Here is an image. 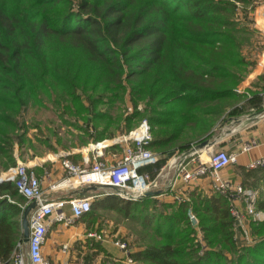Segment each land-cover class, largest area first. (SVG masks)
<instances>
[{"label": "trees", "instance_id": "trees-1", "mask_svg": "<svg viewBox=\"0 0 264 264\" xmlns=\"http://www.w3.org/2000/svg\"><path fill=\"white\" fill-rule=\"evenodd\" d=\"M258 1L0 0V173L17 164L15 151L20 159L27 149L34 150L30 157L38 154L26 136L29 108L50 104L87 135L64 148L110 138L146 119L151 136L145 147L163 160L210 140L214 128L241 115L246 104L261 109L264 85L249 90L247 99L236 91L255 62L249 50L257 47V31L244 17ZM127 104L130 113L113 116L114 107L125 111ZM241 186L257 191L253 208L264 212V165L246 167ZM100 194L84 215L110 210L133 219L141 232L130 255L141 264H264V219L249 217L255 240L238 244L226 194L193 190L179 202L132 200L101 189L75 195ZM25 202L14 182L0 183L3 264L21 243Z\"/></svg>", "mask_w": 264, "mask_h": 264}, {"label": "built area", "instance_id": "built-area-1", "mask_svg": "<svg viewBox=\"0 0 264 264\" xmlns=\"http://www.w3.org/2000/svg\"><path fill=\"white\" fill-rule=\"evenodd\" d=\"M260 27L264 35V0L261 3ZM261 105L264 108V90L260 93ZM150 125L146 119L141 120L135 130L121 134L109 140L103 139L104 143L118 144L121 146V153L112 162L100 160L93 157V161L88 167L81 166L69 159L65 155L59 160L60 167L66 173L63 179L66 183L86 185L90 183L108 184L120 190L121 197L135 200L143 193L154 190L157 181L149 176L147 172L139 171L143 167L156 164L161 155L145 147L150 139ZM97 145L101 142H96ZM250 144L246 146L249 148ZM197 150L189 155V160L178 162V175L182 180L181 188L187 187L193 180L207 177L212 191L226 194L230 200V211L235 223L240 224L244 214H252L254 220L264 219V213L254 211L255 191L245 189L241 184L224 177L221 171L236 161L237 154L224 149L209 151L206 160H201V154ZM188 158V156L184 157ZM264 165V155L251 159L247 168H255ZM72 180V182H71ZM2 181L14 182L17 191L26 197V202L21 206L22 210L32 200L36 201L35 206L29 211L28 225L29 235L26 242V256L24 259L20 251H16L10 264H54L42 254V246L46 239V234L50 222L56 221L66 225H71L77 218L82 217L90 210L91 200L89 197L75 196L71 198H59L55 200H44V194L40 179L34 169L21 162L15 166L7 168L0 173V183ZM124 191V193L122 192ZM182 200V199H181ZM237 202H244L246 211H240ZM187 217L193 228L196 230V240L200 241L202 233L198 228V218L192 208L187 209ZM87 237L96 241H103L105 235L100 232L90 231ZM112 243L123 251V257L107 261L106 264H136L129 253L126 242L115 237ZM22 243H18V248ZM67 245H62V250H66ZM18 250V249H17ZM113 262V263H112ZM0 264H3L0 262ZM65 264V263H64ZM79 264H87L80 262Z\"/></svg>", "mask_w": 264, "mask_h": 264}, {"label": "crops", "instance_id": "crops-1", "mask_svg": "<svg viewBox=\"0 0 264 264\" xmlns=\"http://www.w3.org/2000/svg\"><path fill=\"white\" fill-rule=\"evenodd\" d=\"M254 58L255 62L253 66L236 87L238 93L247 95L245 99L250 97L249 89L254 90V92L260 91V87L264 84V41L261 43L260 51ZM258 107L261 109L256 110V107L248 106L246 114L231 118L225 124L215 129L216 132L210 142L212 144L215 141L212 147L217 146L220 149L237 154L236 161L227 168H224L221 174L239 184L242 183L243 170L246 169V164L251 159L264 155V108L261 103ZM226 125H229V127ZM96 142H101V144L97 145ZM96 142H92V144L83 149H77L76 152H71L76 153L74 155L77 159L76 163L88 167L93 161L94 156L106 162L112 160L108 147L113 144L104 143L103 140ZM249 144V148H246ZM120 153L118 154L120 155ZM118 154L116 155L117 157L119 156ZM31 162L33 164L29 165ZM26 165L34 170V167L37 169L38 167L42 168L43 171L39 175V179L44 200L50 201L72 195L75 197L77 196L75 195V190L84 186L77 185L75 184L76 182L66 183L63 181L66 173L60 167L59 161L51 164L53 168L50 171L49 168H44L42 162L37 160L29 161ZM150 168L155 169V173L151 174ZM142 169V171L147 172L151 178L157 181V187L153 191H157L158 193L150 196L152 198L166 202H179L189 199V191L194 190L201 194L212 193L210 184L207 183L208 178L206 177L195 179L187 187L181 188L182 180L177 173L178 162L174 163L173 158L169 159V157H166L157 169L152 165L143 167ZM248 189L251 190L250 188ZM107 190L110 189L101 188V191ZM252 191L255 190L252 189ZM255 192L257 194V191ZM100 196L102 195L87 197L93 201L100 198ZM101 216L102 214L89 218L86 214L77 218L71 225L56 221L50 222L46 239L42 246L43 256L47 259L49 258L54 264H79L80 261H88L90 264H106L107 261L122 258L123 251L112 243V239L117 237V230H114V228L109 230L106 235L104 234L106 238L103 241H96L86 236L90 231L100 232L104 223V219ZM251 216L252 214L245 213L244 218L240 222V228L245 234L249 230L248 224L249 217ZM23 244L24 246L26 245V243H22L21 245ZM65 244L67 245V249L64 251L60 250L59 248H62V245ZM133 250L130 249L129 253L131 254ZM135 262L137 264V261Z\"/></svg>", "mask_w": 264, "mask_h": 264}, {"label": "rangeland", "instance_id": "rangeland-1", "mask_svg": "<svg viewBox=\"0 0 264 264\" xmlns=\"http://www.w3.org/2000/svg\"><path fill=\"white\" fill-rule=\"evenodd\" d=\"M262 1L263 0L258 1L254 7L249 5V7H251V8H246V16L244 17L245 21H246V26H248L250 29H254L257 31V34L255 35V38L257 40V43H256L257 47L253 48V49L251 48V50H249V53L252 52V54H254L253 55L254 57L260 51V49H261L260 44L264 41V35L262 34L261 27H260V13H261ZM248 49H250V48H248ZM262 85H264V84H262ZM251 91H254V90H251ZM255 102L256 101H254L253 103H255ZM246 105L243 109L245 111H243V113L241 115L247 113L246 109H248V108ZM127 106H128L127 110H125V111H124V107L123 108L122 107H120V108L114 107L112 109L113 116H116L117 114H122L123 116H125L126 114L130 113L132 108H131L130 104H127ZM26 118H27L28 124L32 126V127H29L26 136L30 140L31 144L35 145V148H36L35 152L38 154H35V155L30 157V154L33 153L34 150L33 149H27V151L25 152V158L20 159L18 157L17 152L15 151L16 163L21 162L23 164H28L29 161L37 160L39 162H42V164H44L43 165L44 168H46V169L49 168V171H50L51 168H53L51 166V164L54 162L56 163V161H59L63 155H65L66 157H68L69 159L73 160L76 163L77 159L74 156L76 153H71V152H76L77 149H83L84 147H88L90 144H92V142H88L85 145L72 146L69 148H64L62 143H65L64 145H68V144H72V142H79V140H78L79 137L84 136L85 138H87V135H84V133L82 132L81 129L77 128L72 122H70L69 120H71V119L68 116L64 115L62 117L58 114V112L54 111L50 104L47 105V107L29 108L27 111V114H26ZM140 122H138L135 126H133L132 128H130L129 130H126V131L125 130H121V131L115 130V134L110 138H106L105 140H109V139L117 137L121 134L127 133L131 130H135L138 127ZM77 124L85 126V124L82 122H78ZM226 126L229 127V125H226ZM218 127H220V126H216L214 129H217ZM41 140H47V141L40 142ZM211 140L212 139L209 140V143L207 145L201 147L200 149H197V154L194 153L195 155L193 157H197V155L199 153V154H201V160H206L207 159L206 155L209 151L220 149L217 146L212 147V145L215 143V141L212 144H210ZM47 142L54 145L55 150H50L47 146ZM191 146H193V145H191ZM190 147H188V148H190ZM108 148H109L108 151H109L110 158L112 159L109 162H112L113 159L115 157H117L116 155L118 153H120L121 146L118 144H113ZM151 150L153 152H155L153 149H151ZM191 153H189L187 155L188 158H182L181 157L182 152H174V154L171 157H169V159L173 158L174 163L175 162L177 163L179 161L185 162V161L189 160V158L191 157V156L189 157V155ZM70 155H72L73 157ZM162 160H163V158L161 156L160 160L156 164H158L159 162H164V160L163 161ZM31 164H33V163L32 162L29 163V165H31ZM156 164H154L153 167ZM43 166H41V167H43ZM34 168H35V170H36L35 172L37 174V168L36 167H34ZM38 168H40V167H38ZM149 170L151 171V174L155 173V171H156L155 169H151V168ZM207 183L209 184L208 180H207ZM255 197H256V194H255ZM229 202H230V200H229ZM229 205H230V203H229ZM236 205L241 212L243 210L246 211L244 202H237ZM229 209H230V207H229ZM254 211H255V209H254ZM261 213H264V212H261ZM101 214H102L101 218L104 219V223L101 227L100 233L103 235L104 234L106 235L109 232V230L114 228V230H117V232H116L117 233L116 234L117 239L126 242L128 245V248L133 249L134 248L133 246L135 244V238H137V236H138L137 232H141V230L137 226V224L133 223L134 220L133 219H127V218L123 217L121 214H118V213H116L114 211H110V210L103 211L100 213V215ZM230 214H231V211H230ZM231 216L233 217L232 214H231ZM233 219H234V217H233ZM238 228H239V230H238ZM248 228H249V224H248ZM234 232H235V237L237 238V242L240 245H247L251 242H254L253 240H255L250 236L249 230L245 234L242 231V229L240 228V224L236 225L235 220H234ZM200 243H201L200 246L202 248H204L202 240L200 241ZM218 246H221V245L219 244ZM59 249L61 250L62 248L60 247ZM26 250H27L26 245L24 246V244L21 245L17 250V251H20L22 253L25 260H27ZM48 260H49V258H48ZM80 262H86L87 264L88 263L90 264V262H88V261H80ZM137 264H141V263L137 262Z\"/></svg>", "mask_w": 264, "mask_h": 264}, {"label": "water", "instance_id": "water-1", "mask_svg": "<svg viewBox=\"0 0 264 264\" xmlns=\"http://www.w3.org/2000/svg\"><path fill=\"white\" fill-rule=\"evenodd\" d=\"M235 121H238V120H235ZM208 143H209V140H203L197 144H194L190 148L184 150L181 154V157L182 158L186 157L189 153H191L197 149H200L201 147L207 145ZM173 154H174V151H170L167 153L166 156L171 157ZM101 188L110 189L113 192H115L116 194L120 193V190L116 189L115 187L108 185V184H101V183L86 184V185L82 186L81 188L75 190V193L82 195L89 190H97V189H101ZM122 193H124V191ZM157 193H158L157 191L149 190V191H146L141 196H139L138 198H135V199H139L140 197H143V196H152V195H155ZM35 204H36L35 200L30 201L20 213L19 222H20V229H21V243H26L28 241V235H29L28 215H29V211L35 206Z\"/></svg>", "mask_w": 264, "mask_h": 264}]
</instances>
